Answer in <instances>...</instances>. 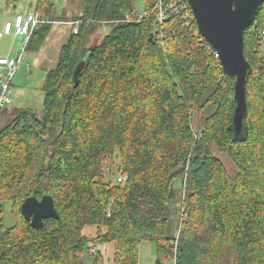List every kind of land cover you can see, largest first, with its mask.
Segmentation results:
<instances>
[{
    "label": "trees",
    "instance_id": "trees-1",
    "mask_svg": "<svg viewBox=\"0 0 264 264\" xmlns=\"http://www.w3.org/2000/svg\"><path fill=\"white\" fill-rule=\"evenodd\" d=\"M81 2L79 30L46 74L42 116L10 107L1 115L11 117L0 128V264H86L94 253V264H106L93 248L109 244L110 264H139L143 242L155 244L156 264H264V6L244 33L248 112L237 134L236 78L223 72L192 12L128 22L138 2L149 10L154 0ZM36 11L49 22L33 31L31 52L64 21L51 0ZM101 25L109 33L89 45ZM210 105L195 132V115ZM108 163L117 164L115 182L106 180ZM177 180L189 192L179 234L169 236ZM46 195L60 218L35 229L21 205ZM6 202L11 228L2 225Z\"/></svg>",
    "mask_w": 264,
    "mask_h": 264
},
{
    "label": "rangeland",
    "instance_id": "rangeland-1",
    "mask_svg": "<svg viewBox=\"0 0 264 264\" xmlns=\"http://www.w3.org/2000/svg\"><path fill=\"white\" fill-rule=\"evenodd\" d=\"M39 0H0V22L4 21L3 15L11 12H25L28 10L31 12L36 11V6ZM156 0H154L153 5ZM52 3L56 5L57 16L64 17L62 23H57L52 26L47 38L40 47V49L35 52L27 51L25 58L28 60V64L34 62V59L38 58L39 61L44 60L45 66L33 65L32 74L27 73L25 65H19L18 71L13 78V104L14 108H31L38 112L40 116L43 114V101H44V91L43 87L45 84L46 73L49 70L54 69L59 60V54L61 48L67 43L70 37V31L72 32L73 17L81 13L82 6L81 0H51ZM137 8L140 10H145L142 2L137 3ZM7 22V21H6ZM5 23V22H4ZM66 23V24H65ZM69 23V24H68ZM4 25V24H3ZM72 27V29H71ZM109 25H101L88 39V44L99 43L103 37L109 33ZM23 37L14 38L12 36L0 39V57H16L17 52L13 51L16 49L20 51L22 48ZM44 63V62H43ZM24 64V63H23ZM24 101L22 106L20 103ZM214 107L212 105L205 108L202 112L197 113L193 121V129L197 132L199 128V122L202 117L210 116ZM9 116V117H8ZM6 119H0V128L4 126L5 120L11 117V115L6 114ZM214 154L221 159L225 165L227 171L230 175L236 174V167L229 157L225 154H220L214 149ZM106 180L115 182L119 177L117 164L108 163L105 167ZM189 192L186 180L183 182L181 180L175 181L174 184V199L170 203L167 219H168V235L176 236L179 234L180 229V219L181 213L183 211L184 200ZM2 225L4 228H11L15 226L16 221L12 215L11 203H4L2 209ZM94 227H88L85 229L86 235L94 234ZM112 245H98L94 246L93 251H101L105 258L106 264L111 263V258L113 254ZM95 254V253H94ZM94 254L92 257H86V264H94ZM157 251L155 244L153 242H143L140 245L139 250V264H156ZM165 264H175L174 260H168Z\"/></svg>",
    "mask_w": 264,
    "mask_h": 264
},
{
    "label": "water",
    "instance_id": "water-1",
    "mask_svg": "<svg viewBox=\"0 0 264 264\" xmlns=\"http://www.w3.org/2000/svg\"><path fill=\"white\" fill-rule=\"evenodd\" d=\"M187 1L200 35L217 53L223 72L236 78L233 122L239 134L248 112L246 84L250 72V65L244 55V33L254 24L256 15L264 6V0ZM21 213L35 229L42 228L45 220L60 218L53 197L49 195L41 199L28 197L21 205Z\"/></svg>",
    "mask_w": 264,
    "mask_h": 264
},
{
    "label": "built area",
    "instance_id": "built-area-1",
    "mask_svg": "<svg viewBox=\"0 0 264 264\" xmlns=\"http://www.w3.org/2000/svg\"><path fill=\"white\" fill-rule=\"evenodd\" d=\"M189 5V3H188ZM190 7V5H189ZM191 8V7H190ZM171 12L174 15H181L184 19H189L192 10L188 9L184 0H156L153 7L149 10H140L134 8L131 12L126 13L125 21H142L148 19L153 13L158 15L162 22L166 15ZM47 21L40 17L37 12H29L28 14H17L12 21L4 23L0 32V37L12 36L14 38L23 37L22 48L16 57H0V68L3 69V74L0 76V117L3 111L13 104V85L12 81L18 71L19 65L25 62L27 53V45L33 31L41 24ZM72 32L76 34L80 27V21L72 23ZM123 182V178L118 179Z\"/></svg>",
    "mask_w": 264,
    "mask_h": 264
},
{
    "label": "crops",
    "instance_id": "crops-1",
    "mask_svg": "<svg viewBox=\"0 0 264 264\" xmlns=\"http://www.w3.org/2000/svg\"><path fill=\"white\" fill-rule=\"evenodd\" d=\"M37 6H38V3H37ZM37 6H36V10H37ZM56 6V5H55ZM57 8V7H56ZM29 12H31V10H28L27 11V13H25V12H17V11H15V12H11V13H7V14H5V15H3V18H4V21H2V22H0V32H1V30H2V28H3V24H4V22H6V21H12V20H14V18H15V16L17 15V14H28ZM35 12H37V11H35ZM41 17V16H40ZM42 18V17H41ZM56 18H60V17H58L57 16V9H56ZM62 19L61 20H65L64 19V17H61ZM43 19H45L46 21H47V23L49 22V20H47V18H43ZM57 23H60V22H54L53 24H52V26L53 25H55V24H57ZM62 23V22H61ZM66 24V23H65ZM69 24V23H68ZM52 28V27H51ZM71 29H72V27H71ZM70 34H71V31H70ZM6 37H9V36H3V37H0V39H3V38H6ZM13 51H15V52H17V55H18V53L20 52V51H17L16 49H14ZM35 53H37V52H35ZM1 57H5V56H1ZM9 57V56H8ZM44 62V63H43ZM22 65H25V67H26V70H27V73H29L30 75L32 74V66L33 65H41V66H45V61L44 60H41V61H39L38 60V58L36 59H34V62L32 63V65L29 63L28 64V60H27V58H25V62H24V64H22ZM50 71V70H49ZM49 71H47V72H49ZM3 74V69H1L0 68V76ZM47 74V73H46ZM22 106H25L24 105V101H22V103H20ZM10 108H13L14 109V107H10ZM0 119L2 120L3 119V121H4V119H6V117L5 116H1L0 117Z\"/></svg>",
    "mask_w": 264,
    "mask_h": 264
}]
</instances>
